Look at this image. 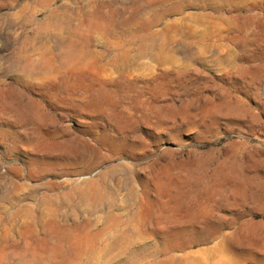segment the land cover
Here are the masks:
<instances>
[{"label":"rangeland","instance_id":"rangeland-1","mask_svg":"<svg viewBox=\"0 0 264 264\" xmlns=\"http://www.w3.org/2000/svg\"><path fill=\"white\" fill-rule=\"evenodd\" d=\"M0 264H264V0H0Z\"/></svg>","mask_w":264,"mask_h":264},{"label":"bare ground","instance_id":"bare-ground-1","mask_svg":"<svg viewBox=\"0 0 264 264\" xmlns=\"http://www.w3.org/2000/svg\"><path fill=\"white\" fill-rule=\"evenodd\" d=\"M198 165L194 168V169H191L192 170V173H196V172H198V171H203V170H205L206 169V163H204V162H200V163H197ZM189 172V171H188ZM203 181V178H201L200 180H199V183H201ZM209 182V181H208ZM206 184V183H205ZM198 186V185H197ZM194 188V187H193ZM215 224H217V223H215ZM213 226V225H212ZM226 226V225H225ZM210 227H211V225H210ZM223 228V227H222ZM204 229V228H203ZM209 230V229H208ZM206 231H207V229H206ZM208 232V231H207ZM215 232V231H214ZM213 233V232H212ZM205 234V233H204ZM207 234H209V236H212L213 237V234H210V232L209 233H207ZM191 236V235H190ZM196 236V235H195ZM207 236V235H206ZM206 237V240L208 239V238H210V237ZM197 237V236H196ZM202 237V236H201ZM211 237V238H212ZM217 237V236H216ZM189 238V237H188ZM193 238V237H192ZM205 238V237H204ZM186 239V238H185ZM194 239V238H193ZM190 240H192L191 238H190ZM189 240V241H190ZM198 240V239H197ZM196 240V241H197ZM195 241V242H196ZM202 241V240H201ZM194 242V241H193ZM198 242V241H197ZM185 244H187V243H185ZM219 249H220V251L221 252H223V253H230V254H232V255H238V256H240V258H241V255H246L247 254V252L249 251V247H248V245L246 244V243H244L241 239H240V237L238 236V235H234V236H232V237H230V236H225V238L223 239V241H222V243H221V245H220V247H219ZM251 252V251H250ZM249 253V252H248ZM251 256H253V255H251ZM254 257V256H253ZM248 258V257H247ZM251 260V259H250ZM243 263H244V261H243Z\"/></svg>","mask_w":264,"mask_h":264}]
</instances>
